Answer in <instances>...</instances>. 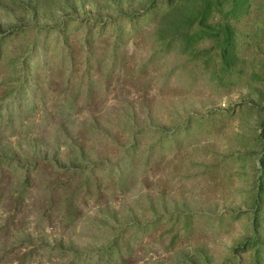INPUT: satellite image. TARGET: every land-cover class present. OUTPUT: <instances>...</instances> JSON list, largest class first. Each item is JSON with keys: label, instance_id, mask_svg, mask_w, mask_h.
<instances>
[{"label": "rangeland", "instance_id": "obj_1", "mask_svg": "<svg viewBox=\"0 0 264 264\" xmlns=\"http://www.w3.org/2000/svg\"><path fill=\"white\" fill-rule=\"evenodd\" d=\"M162 1L145 14L149 0H45L42 26L83 11L102 28L70 22L66 40L46 29L15 63L33 35L4 45L0 157L58 147L70 162L81 149L91 172L30 163L16 202L22 167L0 166V264H264V0L229 20L230 65L218 39L200 41L209 55L196 60L160 47ZM22 11L0 0V27ZM87 176L66 219L63 189Z\"/></svg>", "mask_w": 264, "mask_h": 264}, {"label": "trees", "instance_id": "obj_2", "mask_svg": "<svg viewBox=\"0 0 264 264\" xmlns=\"http://www.w3.org/2000/svg\"><path fill=\"white\" fill-rule=\"evenodd\" d=\"M45 0H38L36 3L30 0H8L9 3H13L16 8L23 10L19 18H16L15 22L9 23L5 26L0 27V56L4 53L3 47L9 41L13 39H19L26 35V33H31L33 35L32 44H18L17 55L15 58H9V60L18 62L19 57H24V51L28 49L29 51L35 46V40L38 34L42 33L44 30L53 28L56 29L59 37H64L66 40V30L70 22H73L74 27L77 30H95V28L101 27L99 23L100 16L96 13L94 14H83V11H78L76 14L64 15L57 20L53 26H42L35 19L39 6H43ZM252 0H163L162 5L164 9L157 15L155 19V32L156 41L160 47H164V43L161 44L160 41L166 42L167 44H173L179 50V52L186 56L189 60L199 59L200 56L206 57L209 55L208 50L197 49L196 45L206 39H218L222 45V58L224 63L227 62L228 65L232 64V60L228 57V51L231 47L234 29L229 23V20H238L239 17L245 15L248 11ZM156 5V0H149L147 6L144 8V13L148 14L151 9H154ZM228 9H224L225 6ZM144 14V15H145ZM141 16L140 14H130L128 22L134 23L135 20ZM219 16L220 21L215 22L214 17ZM27 17V18H26ZM66 17H70L71 21H64ZM118 14L116 15V18ZM121 17V16H119ZM119 21V20H118ZM112 26L117 27L118 22L115 20L110 21ZM88 28V29H87ZM116 34V33H115ZM118 36L113 38V42H118ZM85 43V42H84ZM163 49V48H162ZM71 53V51L69 52ZM67 54L69 64H73V55ZM115 52L111 54V57H115ZM9 60L7 62L9 63ZM15 63V62H14ZM24 63V59L21 65ZM25 66V64H23ZM24 68V67H23ZM22 69V66L20 67ZM25 72L20 73L19 80L23 82ZM260 138H264V121L261 126ZM24 158H18L8 152L4 153L0 157V166L4 165L6 168H11L17 172L18 168L22 167L23 178L22 180L17 179L16 187L17 192L15 193V201L23 200V195L26 190L27 183L29 181V164H35L38 161L45 165H49L55 168L61 176L75 175L83 176L88 172H91V166H88L87 156H84L83 150L80 149L70 162L60 161L57 156V148H53L52 152L48 150H34L30 149ZM264 155V146H263ZM259 164H264V159L259 160ZM59 175V177H60ZM91 176L85 177L83 180H79L71 188L64 187L63 194L66 197V205H64V217L70 219L74 212L73 202L80 193L86 192L87 184L91 181ZM260 190V184L258 185V191ZM3 189L0 186V192ZM259 196L256 195V203L259 201Z\"/></svg>", "mask_w": 264, "mask_h": 264}]
</instances>
